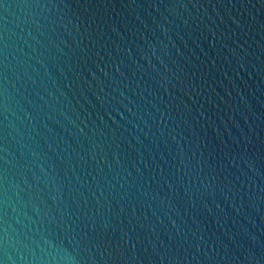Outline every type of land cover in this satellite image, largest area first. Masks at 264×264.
<instances>
[{
	"label": "water",
	"instance_id": "obj_1",
	"mask_svg": "<svg viewBox=\"0 0 264 264\" xmlns=\"http://www.w3.org/2000/svg\"><path fill=\"white\" fill-rule=\"evenodd\" d=\"M0 264H264V0H0Z\"/></svg>",
	"mask_w": 264,
	"mask_h": 264
}]
</instances>
